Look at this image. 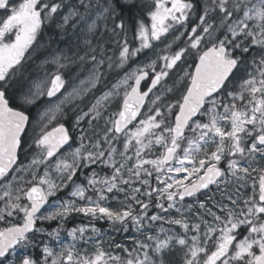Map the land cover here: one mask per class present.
Returning <instances> with one entry per match:
<instances>
[{
    "label": "snow or ice",
    "instance_id": "obj_1",
    "mask_svg": "<svg viewBox=\"0 0 264 264\" xmlns=\"http://www.w3.org/2000/svg\"><path fill=\"white\" fill-rule=\"evenodd\" d=\"M176 251L264 264V0H0V264Z\"/></svg>",
    "mask_w": 264,
    "mask_h": 264
},
{
    "label": "rangeland",
    "instance_id": "obj_2",
    "mask_svg": "<svg viewBox=\"0 0 264 264\" xmlns=\"http://www.w3.org/2000/svg\"><path fill=\"white\" fill-rule=\"evenodd\" d=\"M53 35V34H52ZM59 37H58V35H57V39H58ZM134 40H132V44H135L136 43V41L135 42H133ZM61 47H63V44H61ZM161 47H162V45H161ZM133 64L135 63V61H133L132 62ZM122 74V73H121ZM116 73H115V75H114V77H113V79H114V81H115V77H116ZM81 78H77V79H75V83L76 84H79V80H80ZM113 81V82H114ZM111 83V81L109 82V84ZM163 83V82H162ZM84 87H88V85H84ZM97 95H99V92H97L96 93ZM92 95H90V93L87 95V97H86V99H85V104H87L89 101H91L92 100ZM116 110V108H115V106H113V107H110L109 109H108V111L109 112H112V111H115ZM36 112H37V110L34 108V111H33V119L35 120L36 118H37V116H36ZM106 115H107V113H106ZM60 122H65V121H62L59 117H58V119L57 120H55V121H53V124L52 125H50V127H52V126H54L55 124H57V123H60ZM103 126H104V121L103 120H101L100 121V123H99V127L97 128V130L99 131V130H101L102 128H103ZM76 146H78V144H73V147H76ZM117 147L118 148H122V144H119V145H117ZM66 151H67V148L64 150V151H61L62 153H65L66 154ZM29 157V156H28ZM28 157H27V159L24 161L25 163H27V160H30L31 159V155H30V159H28ZM253 175H258V174H256V173H253ZM151 179V182H152V184H153V186H155V184H156V181H155V179L154 178H150ZM224 186L223 185H221V188H223ZM65 192H67L68 190L67 189H65L64 190ZM229 191H232V189L230 188L229 189ZM249 192H250V189H249ZM64 193H61L60 195L62 196ZM122 195V194H121ZM208 196H210V197H213L215 200H220V198H221V193L220 192H218V191H216V186L215 187H213V188H211V191H209L208 192ZM145 199H146V197H145ZM199 199L201 200V201H206V203H207V206H209V207H211L212 206V200H206V197H204V196H200L199 197ZM196 210H198V211H203V210H199L198 209V205L196 206ZM213 210L214 211H217V209H215V208H213ZM160 210L159 209H156V208H152L151 209V213L150 214H155V213H158ZM162 215H167V214H165V213H161ZM172 215H177L175 212H172ZM206 219H208L209 221H211V217L210 216H206L205 217ZM80 220H81V218L79 219V217H77V218H74V219H72L69 223H68V227H72L73 225H75V224H77V223H82V222H80ZM97 223H96V226L98 227V228H101V229H106L107 227H108V225H107V222L105 221V222H101V221H96ZM55 224H56V222H53L52 223V225H50L49 227H55ZM165 227H175V226H170V225H165ZM177 231H180L179 229H177ZM128 236H132V235H134V233H128L127 234ZM141 239H143V237H140ZM126 244H131V239H127V240H125L124 241ZM64 243H70V240L65 236L64 237ZM42 247H43V245H41V247L40 248H37V252H39V253H41L42 254ZM59 249V246L58 245H56L55 247H54V250H58ZM181 257H182V253L181 252H179V251H176V252H174L170 257H168L170 260H171V262H172V264H180V260H181ZM41 258V260H43V256H41L40 257Z\"/></svg>",
    "mask_w": 264,
    "mask_h": 264
},
{
    "label": "flooded vegetation",
    "instance_id": "obj_3",
    "mask_svg": "<svg viewBox=\"0 0 264 264\" xmlns=\"http://www.w3.org/2000/svg\"><path fill=\"white\" fill-rule=\"evenodd\" d=\"M52 34H55V33L52 32V31H49V32H47V33L45 34L44 37H42V39H47V36H48V35H52ZM132 40H134L133 35H130V36H129V41H130V43H132ZM133 42H135V40H134ZM129 66L131 67V65H129ZM114 75H115V73H114L113 75L109 76V78H108V79H109V82L111 81V83H112V82L114 81V79H113ZM79 78L83 79V78H84V74H81ZM142 87H143V86H142ZM90 95H92V93H90ZM33 111H34V108L31 109V115H32V117H33ZM65 123H67V121H65ZM66 148H67V147H66ZM66 148H65V149H66ZM65 149H64V150H65ZM64 150H62V151H64ZM22 159H23V158H22ZM28 159H30V154H29ZM79 219H80V218H79ZM80 222L84 223V222H86V221H84L83 219H81ZM95 223H97V222H95ZM34 253H35V255L38 256V257H41V256H42L41 253L37 252V249L34 250Z\"/></svg>",
    "mask_w": 264,
    "mask_h": 264
},
{
    "label": "water",
    "instance_id": "obj_4",
    "mask_svg": "<svg viewBox=\"0 0 264 264\" xmlns=\"http://www.w3.org/2000/svg\"><path fill=\"white\" fill-rule=\"evenodd\" d=\"M143 83H144V82H142V86H143ZM66 147H67V146H65V148H66ZM65 148H64V149H65ZM64 149H61V151L64 150ZM213 187H215V185L210 186V188H213ZM206 191H207V190H206Z\"/></svg>",
    "mask_w": 264,
    "mask_h": 264
}]
</instances>
